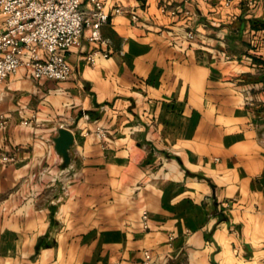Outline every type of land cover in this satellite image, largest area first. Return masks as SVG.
<instances>
[{
	"label": "crops",
	"instance_id": "crops-1",
	"mask_svg": "<svg viewBox=\"0 0 264 264\" xmlns=\"http://www.w3.org/2000/svg\"><path fill=\"white\" fill-rule=\"evenodd\" d=\"M106 11L67 80L0 84V264H264V2Z\"/></svg>",
	"mask_w": 264,
	"mask_h": 264
},
{
	"label": "built area",
	"instance_id": "built-area-1",
	"mask_svg": "<svg viewBox=\"0 0 264 264\" xmlns=\"http://www.w3.org/2000/svg\"><path fill=\"white\" fill-rule=\"evenodd\" d=\"M108 1L87 0V7L82 8V0H0V84L19 68L27 69L34 80H67L71 67L63 52L78 47L85 31L89 43L108 44L100 33L111 16L106 11ZM122 12L119 7L113 9L115 15ZM188 37L193 35L189 33ZM98 56L106 58L108 53L96 50L87 55L86 61L92 64ZM5 124L0 118V129ZM96 134L104 137L99 129ZM13 161L12 156L0 153L1 166L7 167ZM142 220L146 229V213ZM142 264H152L147 251Z\"/></svg>",
	"mask_w": 264,
	"mask_h": 264
},
{
	"label": "water",
	"instance_id": "water-1",
	"mask_svg": "<svg viewBox=\"0 0 264 264\" xmlns=\"http://www.w3.org/2000/svg\"><path fill=\"white\" fill-rule=\"evenodd\" d=\"M70 142L71 137H69L67 133L60 129L58 132V137L54 141L60 154L66 155L67 146L70 144ZM65 162H67V160Z\"/></svg>",
	"mask_w": 264,
	"mask_h": 264
}]
</instances>
